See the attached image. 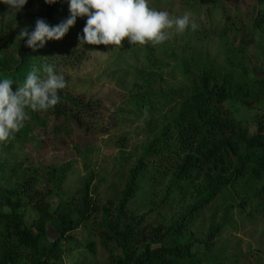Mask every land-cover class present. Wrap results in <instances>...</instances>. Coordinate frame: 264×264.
<instances>
[{
	"label": "rangeland",
	"instance_id": "rangeland-1",
	"mask_svg": "<svg viewBox=\"0 0 264 264\" xmlns=\"http://www.w3.org/2000/svg\"><path fill=\"white\" fill-rule=\"evenodd\" d=\"M163 1L148 0L151 8L173 17L191 13L198 27L168 30L153 67H146L141 51L124 54L128 41L115 48L72 46L76 54L66 62L60 57L66 56L64 49L50 41L45 45L47 53L54 49L55 71L66 81L63 98L76 103L66 114L41 112V125L29 116V134L19 139L20 132L14 133L9 149L0 142V244L7 238L18 244L11 225L15 216L40 238L39 255L19 247L14 264H264V178L251 179L248 172L234 180L184 227L180 220L207 192L209 171L195 173L189 186L170 189L181 146L171 140L164 142L168 150L149 151L174 123L192 87L177 66L181 59H219L222 43L210 37L214 28L231 17L228 29L237 26L253 2L222 0L228 11L222 16L217 9L209 17L217 0L194 2V12L186 8L193 0ZM46 6L44 0H28L15 16L0 3V78L22 67L32 71L33 57L26 46L20 52L24 42L18 36L35 26ZM47 23L62 20L51 17ZM193 32L210 37L201 49H190L196 47L190 42ZM171 51L175 60L165 55ZM224 113L226 122L236 121L243 131L264 127V105L250 109L228 102ZM223 157L226 181L233 167ZM61 205L73 207L69 222L55 217ZM0 264H8L1 254Z\"/></svg>",
	"mask_w": 264,
	"mask_h": 264
},
{
	"label": "trees",
	"instance_id": "trees-1",
	"mask_svg": "<svg viewBox=\"0 0 264 264\" xmlns=\"http://www.w3.org/2000/svg\"><path fill=\"white\" fill-rule=\"evenodd\" d=\"M154 1L162 2V0ZM198 1L204 2L205 0H193L187 4L188 6L186 5V8L194 12L196 5L193 3ZM252 2V10L245 18L240 16L243 19L239 18L237 26L234 24L230 28L231 30L228 29L227 26L234 20L231 17L225 20L222 27L214 28L210 37L219 39L222 43V54L219 59L210 60L195 55L191 59L186 57L181 59V64L177 66L182 75L192 84V87L187 93L185 103L174 123L166 129L163 137L157 139L152 149L149 150L155 152V149L159 147L168 150L169 147H166L165 143L171 140H175L174 144L181 146L177 159L178 166L169 180L170 189L189 186L195 173L203 174L209 171V173H204L209 177L207 192L193 204L190 212L180 220L184 227L189 226L190 221L204 207L209 206L216 197L226 192L234 180L237 182L248 172H250L251 179L262 180L264 178V131L262 130L264 127L261 126V130L256 133H250L239 129L236 121L226 122L224 120V107L228 102L250 109L264 105V0H252ZM223 8L225 9L223 1L217 0L210 7V12L213 13H209V17L215 16L217 9L224 16L223 14L228 10L224 11ZM57 16L62 22L70 17L67 0H58L54 5H47L42 19L47 22L52 17L54 21ZM198 16L200 17V15ZM86 19V17H78L75 25L61 41H50L53 43L52 45L58 49L61 47L67 53L65 57L60 56L65 59V62L67 56L76 54V51L71 48L79 44L78 37L83 35ZM205 37L210 38L206 34L203 35L202 32H193L190 35V42H195L196 47L190 45L192 48H189L192 50L201 49L202 43L206 41ZM126 41L128 40L125 39L124 42ZM158 45L151 42L144 45L129 44L125 47L124 54L130 53L132 56V51H141L144 54L146 67H153L160 58L156 54ZM24 46L25 43H22L19 48L21 53ZM55 47L50 46L48 49ZM103 48L106 46L103 45ZM25 51L33 57L31 68L35 66L41 69V66L46 64L54 66V57L57 56L54 54V49L49 53L45 52V47L37 51L31 49ZM172 52H166L165 55L168 59L175 60ZM56 73L58 74V71ZM25 74L27 71L22 67L18 72L3 73V76L12 79L16 89L17 85L23 84L25 81ZM39 74L41 78H46L42 69ZM59 95L61 96L60 103L67 104V106L59 108L58 103L47 111L31 112L30 110L28 113L31 122L34 121L36 125H41V112L66 114L67 109L71 108V105H75L76 102L63 98L61 90ZM143 106L146 105L143 104ZM138 107L142 106L137 104L136 108ZM27 126L29 125L24 124V127L19 131V139L29 134ZM14 140L11 137L7 141L1 142L2 148L9 149L13 146ZM190 147H195L194 153H190ZM158 153L160 150L155 152V154ZM223 154L227 155L229 164L233 167V171L226 181H222L225 176L224 167L226 164ZM137 178H139V170L132 177L131 193L136 192ZM87 188L85 197H88L89 194ZM72 208L71 205H61L56 211L55 217L67 222L71 219L72 212L70 210ZM21 219L22 217L15 216L11 220V225L15 226L14 234L18 244H12L9 238L0 244V254L4 263H16V250L19 247L26 246L39 255L40 238L26 228Z\"/></svg>",
	"mask_w": 264,
	"mask_h": 264
},
{
	"label": "clouds",
	"instance_id": "clouds-1",
	"mask_svg": "<svg viewBox=\"0 0 264 264\" xmlns=\"http://www.w3.org/2000/svg\"><path fill=\"white\" fill-rule=\"evenodd\" d=\"M54 5L58 0H44ZM7 5L9 13H20L28 0H0ZM70 17L64 22L50 26L44 19H37L34 28H24L18 38L25 46L37 51L49 41H61L75 25L78 17H86L83 35L78 37V47H121L122 41L131 45L146 43L161 44L169 39V31L183 33L198 25L191 13L173 17L167 11H158L149 6L148 0H67ZM46 74L41 78L40 71ZM33 67L23 84L13 90L14 81L0 78V142L7 141L20 131L28 120L29 113L47 111L61 102L59 91L66 87L62 74H57L53 65Z\"/></svg>",
	"mask_w": 264,
	"mask_h": 264
}]
</instances>
